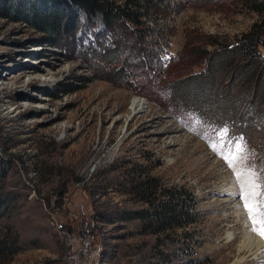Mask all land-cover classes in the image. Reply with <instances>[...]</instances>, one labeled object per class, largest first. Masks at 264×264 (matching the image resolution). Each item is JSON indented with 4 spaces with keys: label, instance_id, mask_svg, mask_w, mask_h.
Instances as JSON below:
<instances>
[{
    "label": "rangeland",
    "instance_id": "1",
    "mask_svg": "<svg viewBox=\"0 0 264 264\" xmlns=\"http://www.w3.org/2000/svg\"><path fill=\"white\" fill-rule=\"evenodd\" d=\"M76 1L0 0V229L19 248L0 264H264L239 251L246 231L264 242V127L233 135L206 119L219 107L204 88L174 90L259 13L149 0L144 24L115 27ZM43 9L65 11L67 35L32 15ZM163 199L188 210L184 226L151 215Z\"/></svg>",
    "mask_w": 264,
    "mask_h": 264
},
{
    "label": "trees",
    "instance_id": "2",
    "mask_svg": "<svg viewBox=\"0 0 264 264\" xmlns=\"http://www.w3.org/2000/svg\"><path fill=\"white\" fill-rule=\"evenodd\" d=\"M148 2L149 0L76 1L77 5L88 15L94 16L96 13H100L106 25L115 27H121L127 22L144 24L143 17L148 13ZM246 2L249 7L259 13V20L236 44L220 42L219 47L208 53L205 68L186 79L177 80L174 87L175 92L180 87H186V89L204 88L206 91L204 99L212 103L215 102L219 107V112L211 119L206 118L209 123L212 126L224 123L233 135L242 134V136L245 134L246 128L251 131L252 135H255L253 129H248L250 123L255 129L264 127V55L258 51L261 35L264 32V0H246ZM62 10V17H57V12H52L53 10L45 11V9L32 12V15L40 23L42 22L53 36L64 37L65 34H68L69 26L65 11ZM145 28H141L138 31L139 34ZM220 74H222L221 77ZM173 100H176L174 96ZM245 102L249 104L248 108H245ZM199 111L201 110L199 109ZM242 120L245 122L244 126L238 124ZM241 127L242 130H240ZM261 143L264 146V137ZM154 187L157 188L158 185ZM151 195L146 196L144 200L153 203ZM9 200L7 194L0 192V220L8 211ZM183 210H185L184 216L188 217V210L184 209L181 204L171 199H163L154 205L150 213L157 220L164 221L165 226H184L186 222L180 220ZM188 221L192 220L188 219ZM18 249L17 239L12 236L11 229L5 231L0 229V262L9 253H14Z\"/></svg>",
    "mask_w": 264,
    "mask_h": 264
},
{
    "label": "bare ground",
    "instance_id": "3",
    "mask_svg": "<svg viewBox=\"0 0 264 264\" xmlns=\"http://www.w3.org/2000/svg\"><path fill=\"white\" fill-rule=\"evenodd\" d=\"M143 100L142 99H139L138 101H135L133 103L134 104V110L137 111V113H139L145 107L144 105H145L146 102L143 101ZM243 183H245V182H243ZM236 187L237 188H235L234 185L231 187V189L234 188L233 196H239V194H240L242 196L243 201H245L243 203L246 204V205H249V203L250 204H253L254 203V200H255L256 197L253 196V195H249L247 193L246 187L241 186L242 193H241L240 189L238 188V186H236ZM225 191L228 192L229 189L228 190H225ZM250 197H252V198H250ZM251 199H253V202H251ZM244 204H243V208L244 209L247 208L246 210H252V207H249V206L248 207H245ZM248 219L250 220L249 217H248ZM246 234L245 235L247 236V238H246V240L243 241V244L241 245L239 251L241 253H244V252H247L248 253V252H250L251 253L250 255H254V256H257L260 259H262V258L264 259V255H262V253L264 252V242L262 241V239H260L258 236H254L253 233H252V231H246ZM259 256H261V257H259ZM244 257L245 256H243L242 258H244Z\"/></svg>",
    "mask_w": 264,
    "mask_h": 264
}]
</instances>
